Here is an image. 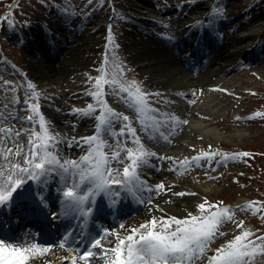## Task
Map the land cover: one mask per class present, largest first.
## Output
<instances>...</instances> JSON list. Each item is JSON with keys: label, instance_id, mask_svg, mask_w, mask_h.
<instances>
[{"label": "rangeland", "instance_id": "obj_1", "mask_svg": "<svg viewBox=\"0 0 264 264\" xmlns=\"http://www.w3.org/2000/svg\"><path fill=\"white\" fill-rule=\"evenodd\" d=\"M8 12L10 17L6 22L4 18ZM201 14H206L203 24L209 22V25H215L212 41L216 40V45L209 46V38L205 36L202 39L205 44L197 48L209 54L215 53L216 49L220 51L231 47L234 36L246 35L257 23L261 25L255 38L260 43L259 47L252 50L248 58L239 59L245 60L244 62L238 60L236 65L231 66L221 76L209 77L210 82L202 87L204 96L215 94V100L219 102L218 108H209V101L206 103L202 99L198 103L192 102L197 89L185 94L176 89L177 87L164 86V82L159 81L157 76L142 69L146 60L133 53L140 52L142 44L146 42L155 44L152 40L154 31H160L166 34L162 37L166 44L161 41L160 46L176 56L182 50L179 48L182 44H177V39L172 37L180 31V23ZM11 17L14 20H9ZM63 32L66 37L59 34ZM37 36L39 37L36 38ZM33 39L39 42L36 43ZM72 44L73 51H69L68 46ZM194 51L197 52L195 49ZM53 52L55 55L51 67L55 70L54 74L58 71L56 77L59 80L51 89L48 85H43L45 78L36 71L33 61L34 58H39V61L45 62L41 54L52 55ZM182 62L179 66L184 68ZM101 69L105 70L109 79L115 76L125 84L134 80L142 91L159 94L148 97L150 110L138 119L132 102L125 98V93L119 92L118 85L104 87L105 103L115 113L129 117L128 121L113 117L112 126L104 134L109 150L121 151L122 158L126 155L122 151L126 145L123 136L119 134L124 123L133 128L139 126L149 133L142 136L135 132V144L139 140L149 150L158 152L156 145L148 142L150 137L154 132L174 129L181 121H187V125L184 123L181 137L175 141L177 147L197 145L205 153L220 150L214 156H220L219 163L215 164L211 159L206 161V157L201 161L203 168L198 167L195 172L189 174L188 171L187 175H183L188 178L186 182L198 189L196 204H193L188 213L199 215L197 205L205 202L206 207L223 202L229 204L227 207L233 210V219L219 228L225 235H217L211 242L207 249L208 257L202 264H208L209 257L215 254L217 248L243 231L252 233L248 237L250 240L264 237V115H254L258 112L264 113V0H103L102 3L101 0H92L91 3L89 0H0V128H11L13 137L0 147L5 150L12 148L14 152L15 143L18 141L15 133L21 132L19 142H25L32 131L39 130L40 116H43L52 133L61 131L72 135L74 131L79 134L83 126L74 111L78 103L82 104L83 109L89 104L96 109L85 117L95 119L100 115V106L89 95L94 90L92 85L95 80L88 78L101 75ZM186 71L191 72L189 69ZM73 74L76 75V81L82 83L80 89L87 94L86 98L78 94L79 97L75 100L60 102L57 98L54 99V94L62 95L64 87L69 88L66 87V82L68 84L72 81ZM221 77L223 81L217 82L221 85L236 78L232 86L235 91L229 87L211 84ZM5 81L10 83L5 85ZM29 82L35 85L38 98L32 97L33 90L27 87ZM13 88L14 92L11 90ZM25 101L38 103L40 114L37 115L29 109ZM47 104H55L57 108L49 110ZM57 109L67 111L63 113L66 122L63 123L62 118L57 123L53 122L51 114L57 113ZM193 110L211 113L214 123L207 118H204V122L195 118L193 120L200 123L201 129L191 126L192 119L187 117ZM181 112H186L185 116ZM30 115L33 116L31 121L27 119ZM173 117L176 119H172ZM206 128H214L220 134L231 135V139H215L211 133L206 136L202 134ZM164 134L166 136L168 133ZM189 138L192 139L190 143L187 140ZM99 142L97 140L93 144ZM180 148L182 147L177 149ZM243 152L249 155L231 158V154ZM221 154L228 155L226 157ZM0 161L5 160L0 157ZM171 168L172 166L167 167L169 173L162 175L161 179L173 181L174 171ZM175 193L172 196H177ZM249 202H255L253 207H244ZM233 204L241 205L234 208ZM148 212L149 209L144 211V215L147 216ZM146 216L143 220L147 224L152 218L167 219L154 214L147 220ZM240 222H243L242 227H237ZM256 243L264 242L256 240ZM248 264H264V255H256Z\"/></svg>", "mask_w": 264, "mask_h": 264}, {"label": "snow or ice", "instance_id": "obj_2", "mask_svg": "<svg viewBox=\"0 0 264 264\" xmlns=\"http://www.w3.org/2000/svg\"><path fill=\"white\" fill-rule=\"evenodd\" d=\"M92 0H89L91 3ZM103 0H101V3ZM119 66H117L118 68ZM101 75L89 80H95L92 85L94 89L89 93L93 96L97 104L100 106V115L96 117L97 132L101 130L107 131L113 122V117L122 118L123 121H128L129 117L122 114H117L104 101L105 95L104 87L117 86L120 93L126 94V99L132 102V107L137 112L138 119L150 110L148 97L152 94L141 90L138 82L130 81L127 84L120 82L115 76L111 79L107 78V73L101 69ZM122 74V73H121ZM5 85L10 82L5 81ZM32 91V97L38 98L39 93L35 91V85L31 82L27 86ZM13 92L15 89H11ZM29 109L39 115V104L29 103ZM84 115H88L96 109L92 104L87 105L85 109H74ZM260 116L264 113H255ZM27 119L31 121L33 116H28ZM172 119H176L173 117ZM143 123V121H140ZM187 123V121H183ZM11 128H0V145L7 140L13 139ZM120 135H135V129L129 124H125L120 129ZM21 132H16L15 137L19 138ZM56 139V134L50 131L49 126L44 122L43 116H40L39 130L32 131L28 136L27 144L30 146L28 151H24V145H19L17 150L13 152L12 148L0 147V157L8 161L7 169L0 168V206H6L13 202L16 195L24 188L27 180L40 181L48 172L52 171L54 167H58L64 173H68L72 169H81V164L77 161H61L58 155H54L49 150V145ZM85 143L93 145V142L99 140L94 147L81 160L87 164V168L79 173L81 182L90 180L93 187L99 191H109L111 188L119 187L121 184H128L134 180H139V169L148 161L147 158L155 156L156 153L149 152L144 149L139 140H136L138 148L125 147L122 151L126 153L122 158L121 151H113L111 156L108 155L103 148L108 147L106 142L100 139L99 135L82 138ZM167 139V137H165ZM211 147V146H210ZM217 153L202 152L198 156L191 158L185 157L182 161L177 163L184 166L190 162H195L201 158L214 157ZM227 157L228 154H221ZM249 153H233L231 158L235 159L237 156L247 157ZM162 159L171 160V157H164ZM110 161H116L124 165L122 172L114 170L110 166ZM127 161V162H126ZM70 166V167H69ZM80 184H74L67 187L63 195L65 202L69 206H75L82 203L87 197L78 194L76 189ZM156 190L170 191L165 184L160 183L154 186ZM92 189H89L91 193ZM118 195V193H117ZM175 195L183 196L185 193L179 192ZM151 203V201H149ZM200 203L197 205L200 210L199 215H192L189 213L185 219H178L175 216L167 219L157 220L153 218L148 224H141L138 229H132V233L123 239H120L118 244L111 249H104L105 253L111 252L114 258L106 260V264H195L207 252L211 242L217 235L223 236L225 233L219 231L220 226L233 219L230 208H221L217 205H207ZM255 202H249L245 205L246 208H252ZM217 210L211 211L210 209ZM239 210V209H237ZM90 211V209H89ZM259 211V209H256ZM243 222L237 224V227H242ZM159 226V231L156 230ZM123 227V226H122ZM141 229L145 231L141 232ZM139 234V239H136V234ZM252 233L250 231H243L236 235L227 244L215 250V254L209 257L208 264H248V262L255 258L256 255H264V243H256V240L264 242V237H257L256 240H250ZM67 240V237L65 238ZM61 248L65 247L62 242L59 245ZM35 247V245L33 246ZM100 247V240H95L86 251L73 256L71 264H76L77 260L83 261V264H90V261L95 258L93 249ZM259 249V252H257ZM27 249L6 247L3 240H0V264H25L29 258L25 255Z\"/></svg>", "mask_w": 264, "mask_h": 264}, {"label": "bare ground", "instance_id": "obj_3", "mask_svg": "<svg viewBox=\"0 0 264 264\" xmlns=\"http://www.w3.org/2000/svg\"><path fill=\"white\" fill-rule=\"evenodd\" d=\"M162 10V9H161ZM205 18L204 14L201 15H197L192 19H185L180 23V32L176 33L174 37H172V39H177L179 42L182 41L183 39H185V41L187 42L185 44V47H183V51L179 52V54H177L176 56H173L172 54H169V52L164 49L163 47L160 46L159 43H164L166 44L163 40L162 37H165V33L160 32V31H154V36L152 37V40L154 41L155 44H152L153 42H146L144 44H142L140 52L138 51H134L133 53L136 55V57H141L142 60H146L145 66H142V69L146 70L147 72H150L151 74L157 76L159 78V81L164 82V86L166 87H177L176 89L181 90L180 92L182 93H190V90L193 89H197L196 90V95L195 98L192 99V102L198 103L201 101L207 103V101H209V108H218V100H215L217 97L215 96V94H211L209 96L205 95L203 93V88L205 86V84H207V82H210L209 77H214V76H221L222 74H224L226 71H228L229 69H231V66L236 65V61L239 60L240 58H244L249 56V53L254 50L257 49V47H259L260 43L259 41H255L256 38V33L260 30L261 25L260 23H257L255 25V27L249 31V33H247L246 35H236L234 36V40L233 43L231 45V47L229 48H225L224 50H220L218 51L217 49L215 50V53L210 54L209 58H208V52H206L205 56H203L204 59V63L201 67H198V69H193L191 70V72L186 71V69H184L183 67L179 66V63L182 62V60L184 61L185 58L188 59V56H194V54L190 53V48L191 47H196L198 45H200L201 47H203L202 45L204 43H201L202 41H200L198 38L199 37H205V34L207 35V33L209 35L212 34V32H214V28L212 26H204V24L202 23V19ZM145 20V19H144ZM61 36L66 37V33H59ZM105 34V33H104ZM195 36V37H193ZM39 36H37L36 38H38ZM35 38V39H36ZM211 40L214 39L213 36L210 37ZM33 39L32 41L38 43V40ZM42 41H44L42 39ZM40 40V42H42ZM176 42L177 44H180L179 42ZM216 41V40H215ZM27 44L29 43L28 41L26 42ZM137 47V44H135ZM209 45V44H208ZM41 48H39L40 50ZM54 49V47H53ZM68 50L69 51H73V44L68 46ZM142 54V56H141ZM55 52H53L52 55H44L41 54L42 60H45V62L39 61L41 59L39 58H34L35 61H33V66L36 68L37 72H40V74L42 75V77H44L45 79L44 84L42 81V84L48 85L49 88L53 89V87H55L54 85L56 84V82L59 80L57 76V74H54L55 70H52L53 68L52 66V60L54 58ZM32 56V55H31ZM33 57V56H32ZM179 60V61H178ZM199 60V59H198ZM203 60V59H202ZM37 61V62H36ZM75 73V72H73ZM74 78L72 79V81H70V83L67 84L66 82V87L69 86V88H65L63 89V94L59 95V94H54V99L57 98L60 102L63 100H75V98L79 97L78 94H81L82 98H86L87 94L80 89L82 83L80 81H76V75H74ZM223 81L222 77L217 79V81H212L211 84H215L217 86H221V87H229L231 88V90L233 89V83L235 82L236 78L230 79L229 83L228 82H223V84H219L217 82L219 81ZM239 80V78L237 79ZM165 83H167L168 85H165ZM173 83V85H171ZM61 86V85H60ZM222 91H227V90H222ZM233 91H235V89H233ZM221 92V91H219ZM217 96H219L218 94H216ZM51 96V95H50ZM225 96V95H224ZM220 97V96H219ZM52 98V97H51ZM206 99V100H205ZM221 99V98H220ZM202 103V102H201ZM202 105H204V103H202ZM50 108H54L56 109V105L53 104H47V109L50 110ZM202 108V106L200 107ZM75 109H83L82 104L78 103L76 105ZM60 114H57L56 116H53V119H55V121L53 120L54 123L58 122V119L60 120L62 111L59 110L57 111ZM75 113H77L76 115H82V113L75 111ZM182 113V112H181ZM183 116H185V113H182ZM205 114V115H203ZM52 115V114H51ZM83 116V115H82ZM64 118V117H63ZM188 119H192V124L191 126H195L197 129H201V125L200 123L198 124V121H194L195 118L202 120V122H204V118H207L209 120H211V122L214 123V120H212V115L211 113H207L204 111H196L193 110L191 112V114L189 115V117H187ZM194 119V120H193ZM98 123L97 119H93V118H89V117H82L81 119V126H83L81 132L79 134H75L73 133V137L71 138L69 134L63 133L61 131H56V139L51 143L52 146H55L59 149V152H57L56 150H53V154L54 155H62V153H66V155L69 154H77L80 155L82 154L85 150H83L84 143L82 141L81 136L83 135H90V133L93 131V129L95 128L96 124ZM185 124L183 123V121H181V123L176 124V126H174V129L172 130H168L166 131L168 134L165 136L164 132L160 131V132H154L153 136L156 139H149L148 142H150L151 144H157V148H161L159 151L160 152H155L156 155L155 156H150L148 157V160H151L152 165L153 166H149L148 169L146 170L148 172L147 174V178L150 179V181L157 185L160 183H163L166 185L167 188L170 189V191L174 192H183L185 193V195L183 196H172V193L170 191H168L167 194L170 195V198H168L167 200L166 195H157V194H153L152 193V198L153 201H155L158 204V208H155L152 210V213H160L163 216H184L186 215V211L191 209L193 206V203L195 202L197 195H198V189H195L194 187H192V184L186 182L188 179L185 180H174L173 182H166V181H161L160 177L162 175H164L166 173V171H164L163 167L164 164L163 162H170V163H177V161H182L184 160L185 157L191 158L193 156H198L200 153L204 152L203 149L197 147V145H191L188 148L185 146H176L175 145V141L181 137V133H182V129L183 126ZM187 125V123H186ZM125 124L123 123L122 127H124ZM133 128V127H132ZM135 129V128H134ZM54 131V129H52ZM137 132L140 134H144L143 130H140L139 127L137 126L136 128ZM162 130V129H160ZM198 131V130H197ZM136 132V131H135ZM201 131H199L200 133ZM210 133L212 135H214L215 139H223L225 141H229L231 138V135L228 134H220L219 132H217V130H215L214 128H206L203 130L202 134L208 136L210 135ZM80 136V137H79ZM165 137H167V139H165ZM135 139H137L136 134L134 136H129L127 134L123 135V141L124 143H129L133 148H138L139 146H137L135 144ZM28 139V138H27ZM143 139H146L145 137H143ZM20 137L18 138V141L16 142V147L18 148L19 145H24V149L29 148L30 146L27 144V140L25 142H19ZM147 140V139H146ZM189 140L188 142L190 143L192 141L191 138L187 139ZM82 145H81V144ZM184 143V142H183ZM164 146H171V148H175L172 150H166L167 148ZM176 146V147H174ZM202 146V145H201ZM145 150L154 153V151L149 150L148 148H146L145 146H143ZM179 147H182L180 149H177ZM54 149V148H53ZM50 150V149H49ZM219 152V150H217L215 153ZM81 156H75V161L77 160L79 163H82L81 161ZM110 156V155H109ZM59 157V156H58ZM164 157H171V160L168 159H162ZM204 159V158H201ZM114 165H119L121 163H118L116 161H112L111 162ZM148 164L146 163L145 166H147ZM161 165V169L162 170H157V166ZM82 169V167H81ZM81 169H76L77 171H80ZM181 167L177 168V170L174 172L175 174H179L182 171L180 170ZM180 170V171H179ZM194 171H192L193 173ZM51 174H49L48 176L50 177ZM79 176V174H78ZM48 179V177H47ZM178 179H182V178H178ZM43 182H45V180L42 178L41 179ZM31 181V180H30ZM85 180H84V184H85ZM88 189V188H87ZM127 193H131L130 190L128 188H124L123 187V191L121 192V196H123L125 199L129 198L131 199V194L128 196ZM154 206V205H153ZM142 215V214H141ZM140 215V216H141ZM143 222V219H138V223ZM137 223V224H138ZM129 226V230L131 231L132 228L134 227V221H130L127 224V227ZM109 238V236L107 237ZM110 239V238H109ZM111 242V239H110ZM38 254H42L41 250H30V251H26L25 255L28 256L29 258L26 261L30 260V257H34L33 259H31V263L30 264H69V260L70 258H68V256L64 253L61 252H57V251H51L50 253L46 254L45 256H39Z\"/></svg>", "mask_w": 264, "mask_h": 264}]
</instances>
